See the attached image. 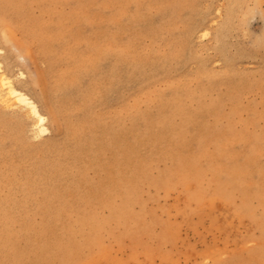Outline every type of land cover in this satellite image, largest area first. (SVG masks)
Listing matches in <instances>:
<instances>
[{
	"label": "rangeland",
	"instance_id": "rangeland-1",
	"mask_svg": "<svg viewBox=\"0 0 264 264\" xmlns=\"http://www.w3.org/2000/svg\"><path fill=\"white\" fill-rule=\"evenodd\" d=\"M0 68V264H264V0H0Z\"/></svg>",
	"mask_w": 264,
	"mask_h": 264
},
{
	"label": "bare ground",
	"instance_id": "bare-ground-1",
	"mask_svg": "<svg viewBox=\"0 0 264 264\" xmlns=\"http://www.w3.org/2000/svg\"><path fill=\"white\" fill-rule=\"evenodd\" d=\"M1 70V68H0ZM4 71V70H3ZM2 70L0 71V99L1 102L6 103H17L20 106L28 108L30 113L33 115L32 117L35 119V124L37 128V132H39L38 135H45L48 133L49 129L46 126V114H42L39 110V106L37 105L36 101L33 100L27 93H25L23 90L19 89L17 86H15L12 83L11 78L8 76V74L4 73ZM16 104V105H17ZM7 105V104H6ZM27 109V110H28ZM25 110V109H24ZM25 110V111H27ZM29 125V124H28ZM33 126V128H34ZM35 128V129H36ZM32 133V132H31ZM36 136V135H35ZM122 170V169H121ZM125 172V171H124ZM56 173V172H55ZM123 174V173H122ZM121 174V175H122ZM235 174V173H234ZM237 174V173H236ZM238 176V174H237ZM240 176V175H239ZM238 176V177H239ZM55 177V176H54ZM112 179V178H111ZM236 179V178H234ZM241 179V177H240ZM239 180V179H238ZM113 182H116L115 180ZM110 183V182H109ZM116 184H118L116 182ZM115 184V185H116ZM240 184V183H239ZM238 184V185H239ZM242 185V183H241ZM51 192V191H50ZM54 192V191H53ZM221 209V208H220ZM97 256V255H96ZM106 258V257H105ZM79 259V257L77 258ZM234 261V260H233ZM239 261V260H238Z\"/></svg>",
	"mask_w": 264,
	"mask_h": 264
}]
</instances>
